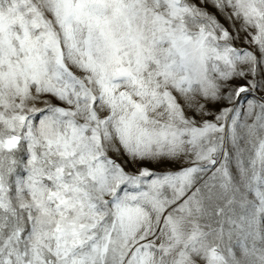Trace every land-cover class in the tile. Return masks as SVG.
Returning <instances> with one entry per match:
<instances>
[{"label":"snow or ice","instance_id":"6c2138e0","mask_svg":"<svg viewBox=\"0 0 264 264\" xmlns=\"http://www.w3.org/2000/svg\"><path fill=\"white\" fill-rule=\"evenodd\" d=\"M0 264H264V0H0Z\"/></svg>","mask_w":264,"mask_h":264},{"label":"rangeland","instance_id":"374dc122","mask_svg":"<svg viewBox=\"0 0 264 264\" xmlns=\"http://www.w3.org/2000/svg\"><path fill=\"white\" fill-rule=\"evenodd\" d=\"M244 103V101H241V104H243Z\"/></svg>","mask_w":264,"mask_h":264}]
</instances>
